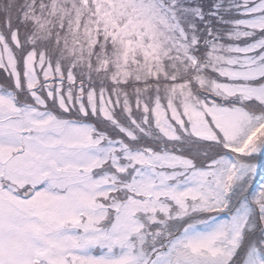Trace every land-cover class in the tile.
Segmentation results:
<instances>
[{
  "label": "snow or ice",
  "instance_id": "snow-or-ice-1",
  "mask_svg": "<svg viewBox=\"0 0 264 264\" xmlns=\"http://www.w3.org/2000/svg\"><path fill=\"white\" fill-rule=\"evenodd\" d=\"M0 264H264V0H0Z\"/></svg>",
  "mask_w": 264,
  "mask_h": 264
}]
</instances>
